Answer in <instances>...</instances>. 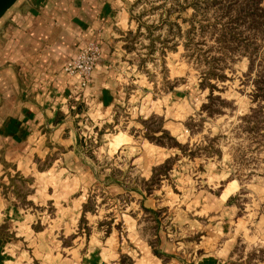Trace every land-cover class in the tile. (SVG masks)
<instances>
[{
	"label": "crops",
	"instance_id": "1",
	"mask_svg": "<svg viewBox=\"0 0 264 264\" xmlns=\"http://www.w3.org/2000/svg\"><path fill=\"white\" fill-rule=\"evenodd\" d=\"M131 27L122 0H16L0 16V264H264V187L211 167L218 149L190 140L182 105L127 80ZM87 40L99 56L72 101L63 65ZM128 165L135 185L101 180Z\"/></svg>",
	"mask_w": 264,
	"mask_h": 264
},
{
	"label": "rangeland",
	"instance_id": "2",
	"mask_svg": "<svg viewBox=\"0 0 264 264\" xmlns=\"http://www.w3.org/2000/svg\"><path fill=\"white\" fill-rule=\"evenodd\" d=\"M182 1L122 0L132 26V32L125 35L127 80L140 77L150 94L163 99L164 105L172 99L182 105L185 111L179 115V121L183 126V122L191 125L190 140L202 136L205 142L214 144L212 150L218 149L219 157L212 155L209 159L211 167L223 168L228 178L244 183L259 182L264 187V97L258 95L253 82L264 74V31H253L227 21L235 9L224 15L225 6L220 8L218 3L206 5L205 0H196L197 6L186 3L180 7ZM259 6L264 13V0ZM223 25L235 28L219 30ZM129 88L136 87L131 83ZM171 89L179 91L176 97L170 96ZM201 100L206 102L204 105L211 100L209 109L200 106ZM160 121L161 117L150 119L151 127ZM186 136L183 130L180 137ZM161 137L170 139L167 135ZM117 139L115 136V143ZM102 162L108 166L112 158ZM92 167L97 168L94 164ZM112 172L108 174L110 177L101 180L106 183L114 179L125 188L135 185L137 175L130 165L124 172ZM156 178L149 184H155ZM99 192V202H106L100 206L102 211L107 206L114 208L112 199L116 198L100 189ZM118 207H121L119 202ZM154 215L145 212L143 216L151 221Z\"/></svg>",
	"mask_w": 264,
	"mask_h": 264
},
{
	"label": "trees",
	"instance_id": "3",
	"mask_svg": "<svg viewBox=\"0 0 264 264\" xmlns=\"http://www.w3.org/2000/svg\"><path fill=\"white\" fill-rule=\"evenodd\" d=\"M138 0H134L133 3H136ZM207 1V2H206ZM263 0H205L206 5H213L214 3H218L219 7L225 6L222 9L223 14H230V10L235 9L231 16L227 17V21H232V23L243 26L246 29H250L253 31H264V13L260 9V3ZM199 2V1H198ZM196 3V0H183L181 3H179V6H185L186 3H191L193 5H199V3ZM222 2V5L220 4ZM137 20V16H134ZM228 25V24H226ZM223 25L222 27H219V30L221 31H232L234 30V26L229 25L226 26ZM226 29V30H223ZM237 31H240V29H236ZM264 68V67H262ZM264 71V70H263ZM264 74L261 75V77H258L256 80H254L255 87L258 89V95L260 97H264ZM211 99V98H210ZM209 102L204 105L207 109L210 107Z\"/></svg>",
	"mask_w": 264,
	"mask_h": 264
},
{
	"label": "built area",
	"instance_id": "4",
	"mask_svg": "<svg viewBox=\"0 0 264 264\" xmlns=\"http://www.w3.org/2000/svg\"><path fill=\"white\" fill-rule=\"evenodd\" d=\"M99 56V45L95 40H87L78 52L69 58L63 68L77 74L78 82L70 93L72 101L81 100L83 91L90 82L91 71ZM72 106V105H71Z\"/></svg>",
	"mask_w": 264,
	"mask_h": 264
},
{
	"label": "water",
	"instance_id": "5",
	"mask_svg": "<svg viewBox=\"0 0 264 264\" xmlns=\"http://www.w3.org/2000/svg\"><path fill=\"white\" fill-rule=\"evenodd\" d=\"M16 0H0V16L15 2Z\"/></svg>",
	"mask_w": 264,
	"mask_h": 264
}]
</instances>
